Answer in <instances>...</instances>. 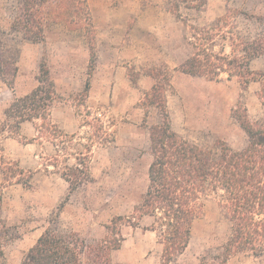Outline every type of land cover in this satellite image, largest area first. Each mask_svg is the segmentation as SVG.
Segmentation results:
<instances>
[{
    "label": "rangeland",
    "instance_id": "374dc122",
    "mask_svg": "<svg viewBox=\"0 0 264 264\" xmlns=\"http://www.w3.org/2000/svg\"><path fill=\"white\" fill-rule=\"evenodd\" d=\"M170 2L86 0L88 28L75 27L74 18L71 24L57 18L54 6L46 5L41 15L44 38L34 43L12 30L22 0H0V37L16 57L17 70L10 76L11 66L4 67L0 79V264H21L46 230L74 233L94 243L105 237L112 219L130 215L141 202L150 163L148 127L158 119L153 108L145 116L141 106L155 82L152 76L161 80L165 70L171 72L167 87L171 127L189 141L209 147L222 142L240 150L247 138L232 117L234 110L244 106L251 122L264 121L257 83L244 87L225 76L210 81L177 70L191 52L190 25L206 27L234 16L225 24L227 31L245 38L264 33V0H209L200 11L181 9L180 19L169 12ZM42 62L59 97L48 117L52 126L67 135L83 136L89 130L84 122L98 116L114 132V143L91 150L88 181L71 194L52 167L49 173L44 171L55 148L37 133L42 121L22 123L11 134L5 117L14 99L38 86ZM250 69L263 72L264 55L253 60ZM86 83L89 89L84 93ZM29 172L26 187L21 182ZM149 223L145 218L141 226ZM228 233L217 202H204L186 249L169 264H220L217 258ZM122 235L120 248L111 253L112 264H161L162 246L154 233L122 227ZM226 264H264V260L236 255Z\"/></svg>",
    "mask_w": 264,
    "mask_h": 264
},
{
    "label": "trees",
    "instance_id": "16d2710c",
    "mask_svg": "<svg viewBox=\"0 0 264 264\" xmlns=\"http://www.w3.org/2000/svg\"><path fill=\"white\" fill-rule=\"evenodd\" d=\"M208 1L171 0L169 12L180 19L181 9L200 11ZM46 5L54 6L55 16L66 19L69 24L74 22L71 18L76 19L75 27L90 26L86 0H22L21 14L12 30L22 32L31 42H42L41 15ZM67 5L73 6V11H68ZM229 17L234 18L224 16L206 27L190 25L187 41L191 52L177 70L210 81H221L225 76V80H236L244 87L257 83L258 99L264 107V71L250 69L251 62L264 55V33L245 38L227 31L225 24ZM1 40L0 37V79H4V67L11 66L10 76L17 70L16 57ZM90 60L93 61V56ZM171 76L167 70L161 80L152 76L155 84L141 101L144 115L153 108L158 118L148 127L150 163L141 202L133 207L130 215L112 219L106 226L105 237L94 243H87L74 233L44 231L21 264H112L111 253L124 240L122 227L154 233L162 246L161 264H169L186 249L192 226L201 216L204 202L210 199L217 202L229 231L218 263L226 264L236 255L264 260V121L251 122L244 106L234 110L232 117L247 138L240 150H233L222 142L209 147L182 138L172 129L167 108ZM88 89L86 83L84 93ZM58 99L48 68L42 62L38 86L30 94L14 99L5 110V117L11 134L22 123L42 121L37 133L40 139L48 138L55 148L54 155L45 161L44 171L49 173L48 168L52 167L68 184L71 194L88 181L91 150L114 143V132L110 123L92 116V122H84L89 130L83 136L63 133L48 122L50 110ZM91 114L86 111L87 117ZM30 178L29 172L25 181H18L28 187ZM145 218L150 223L141 226Z\"/></svg>",
    "mask_w": 264,
    "mask_h": 264
},
{
    "label": "crops",
    "instance_id": "0c3cea01",
    "mask_svg": "<svg viewBox=\"0 0 264 264\" xmlns=\"http://www.w3.org/2000/svg\"><path fill=\"white\" fill-rule=\"evenodd\" d=\"M89 2H90V0H89ZM182 63H183V62H180V63L177 65V69H178V67H179ZM154 84H155V82L153 83V85H154ZM153 85H152V86H153ZM152 86L149 88V90L152 88ZM149 90H148V91H149ZM148 91H147V92H148Z\"/></svg>",
    "mask_w": 264,
    "mask_h": 264
}]
</instances>
